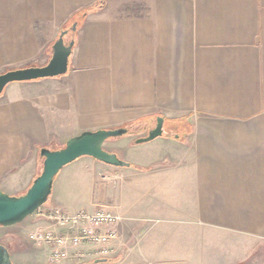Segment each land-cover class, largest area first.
<instances>
[{
  "label": "crops",
  "instance_id": "crops-1",
  "mask_svg": "<svg viewBox=\"0 0 264 264\" xmlns=\"http://www.w3.org/2000/svg\"><path fill=\"white\" fill-rule=\"evenodd\" d=\"M74 23L66 74L0 95V189L28 190L43 147L140 122L146 135L104 143L129 166L82 156L46 206L118 215L107 264H264V0H0V73L45 65ZM159 117L163 134L138 143ZM221 242L231 262L211 259ZM39 247L25 264L50 263Z\"/></svg>",
  "mask_w": 264,
  "mask_h": 264
},
{
  "label": "water",
  "instance_id": "water-1",
  "mask_svg": "<svg viewBox=\"0 0 264 264\" xmlns=\"http://www.w3.org/2000/svg\"><path fill=\"white\" fill-rule=\"evenodd\" d=\"M76 29L77 24L74 23L72 30ZM68 32V29L61 31L52 47L50 60L45 65L10 69L0 73V95L7 85L13 82L31 81L66 74L75 44L74 40L66 44L65 35ZM163 123L164 119L159 117L156 127L147 136L140 137L136 141L143 143L161 136ZM127 131L126 128L122 127L87 130L69 138L61 148L43 147L40 152L44 158L42 169L25 194L10 195L0 189V226L19 223L44 205L49 200L55 178L59 172L66 165L82 156H91L105 164L116 167L129 166V162L104 148L106 140L123 136ZM0 264H14L9 249L1 243Z\"/></svg>",
  "mask_w": 264,
  "mask_h": 264
},
{
  "label": "built area",
  "instance_id": "built-area-1",
  "mask_svg": "<svg viewBox=\"0 0 264 264\" xmlns=\"http://www.w3.org/2000/svg\"><path fill=\"white\" fill-rule=\"evenodd\" d=\"M40 214L52 227L30 232L29 239L38 246L50 247L51 264L81 260L86 254L109 256L110 244L119 236L120 217L106 205H99L93 212L82 210L76 213L52 205L41 210Z\"/></svg>",
  "mask_w": 264,
  "mask_h": 264
},
{
  "label": "rangeland",
  "instance_id": "rangeland-1",
  "mask_svg": "<svg viewBox=\"0 0 264 264\" xmlns=\"http://www.w3.org/2000/svg\"><path fill=\"white\" fill-rule=\"evenodd\" d=\"M67 28L69 29V32L65 35L66 44H68L69 42H71L73 40V36L75 34L74 33L75 30H72V27L70 28V26H68ZM50 53H51V50H50ZM118 128H120V127H118ZM131 131H134L137 136L142 135V133L145 132L144 130L141 129L140 126L131 129ZM146 134H147V132H145L144 135H146ZM140 137L141 136H139V138ZM42 166H43V158L41 159L39 171H41ZM26 192H27V190L23 194H25ZM23 194H21V195H23ZM46 203L44 205H42L40 208H38L34 213L41 215L40 211L49 207V206H46ZM31 215H29V216H31ZM26 220H29V219H24L23 221H21L19 223L9 225V226H0V243L5 245L8 249H10L12 251L11 258H12V261L14 264L28 263L26 255L29 253H36L37 251L41 250V247H39L38 245H36L35 243H33V241H31L29 239L30 232L35 231V230H32L31 228H28L26 226ZM229 246H230L229 243H224V242H221L216 246L217 249L211 255V259H213L214 263H220V262L225 263V262H231L232 261L234 256L230 252ZM106 257L110 258L111 256L110 255L109 256L97 255L93 259L92 258L91 259H81V260H77V261L76 260H63L58 264H87V263H89V264H107V262H101V261L97 262L99 259L106 258ZM136 258H137V256L126 255V256H124V260L117 263V264H133L134 262H136V260H135ZM35 264H42V263L35 262ZM49 264H51V263H49ZM112 264H114V263H112ZM146 264H163V263L148 262Z\"/></svg>",
  "mask_w": 264,
  "mask_h": 264
},
{
  "label": "trees",
  "instance_id": "trees-1",
  "mask_svg": "<svg viewBox=\"0 0 264 264\" xmlns=\"http://www.w3.org/2000/svg\"><path fill=\"white\" fill-rule=\"evenodd\" d=\"M140 124H141L140 122H134V123L129 124L128 126H122V128H126L128 130L127 133L136 134L134 131H131V129L140 126ZM43 160H44V158H43ZM100 261L101 262H112L109 257L101 258V259L98 260V262H100ZM87 264H89V263H87Z\"/></svg>",
  "mask_w": 264,
  "mask_h": 264
}]
</instances>
